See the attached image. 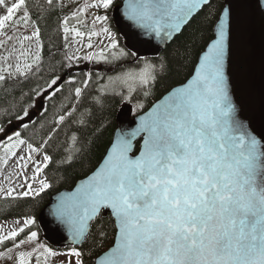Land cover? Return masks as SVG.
Here are the masks:
<instances>
[{"label": "snow or ice", "instance_id": "snow-or-ice-1", "mask_svg": "<svg viewBox=\"0 0 264 264\" xmlns=\"http://www.w3.org/2000/svg\"><path fill=\"white\" fill-rule=\"evenodd\" d=\"M114 3L115 0L86 3L73 18L78 19L87 8H102L108 13ZM47 4L53 5V0H47ZM243 7L242 3L229 0L227 6L215 12L211 42L193 78L141 117L135 129L122 132L104 164L82 181L74 193L61 197L52 209L51 214L66 227L74 244L87 240L91 235L90 222L97 220L102 209H111L116 241L99 264H264V142L239 118L240 109L233 100L229 77L231 51L241 30ZM0 8L6 11L0 17V36L19 45L0 40V49L7 53L0 56V91L11 97L6 101L9 108L4 114L9 123L13 117L18 122L11 132L0 123V134L8 141L0 143V164L7 166L12 158L19 161L20 173L29 167V161L32 168L31 175L23 177L24 191L14 196L15 188L5 191L0 187V193L6 197L34 198L52 187L45 172L54 163L48 147L62 128H51L46 138L35 143L20 129H28L29 108L35 107V98L56 96L64 81L55 74V65L45 70L38 26H34L31 35H9L4 31L10 21L18 29L29 26L31 16L26 0H16L11 5L0 0ZM21 8L25 9L19 17L23 23L14 19ZM203 8L211 16L213 0H128L125 17L145 34L167 40ZM108 20L107 14L96 15L93 30L87 33L91 41L102 32L109 41L108 51L101 48L83 57L65 52L61 68L69 70L71 76L75 62L81 59L112 64L135 56L137 67L109 76V84L100 88L107 90L110 85H119L111 90L122 97L124 88L129 98L134 92L149 95L158 77L166 71V64L162 58L154 63L121 47L116 33L107 26ZM96 24L100 25V32L94 30ZM63 33L66 48L69 33L81 40L86 35L70 28L68 18L63 20ZM33 38L37 42L35 53L24 43ZM93 47V43H87L88 49ZM49 72L52 74L48 75ZM91 80L92 73H88L80 80V86L74 87L76 104L83 106ZM68 82L75 84L76 76ZM29 83L34 86L23 92V86ZM17 89L21 92L19 100L28 97L30 103L27 108L12 112L18 103L13 95ZM93 100L101 103L99 96ZM61 112L53 123L63 128L71 124L87 126L92 116L90 109L81 112L79 107L64 104ZM138 136L143 138L142 149L139 155L130 156L133 140ZM60 147L65 154L55 163L71 166L82 153L83 142L75 134H66ZM20 152L24 154L18 155ZM34 227H39L37 220L28 217L18 230L0 235V245L14 242L13 247L0 252V259L13 264H48L49 257L57 256L51 246L40 240ZM21 233L25 237L17 242ZM99 235H103L102 230ZM14 249L20 250L17 253ZM61 255L75 258V264H84L83 253L75 247Z\"/></svg>", "mask_w": 264, "mask_h": 264}, {"label": "trees", "instance_id": "trees-1", "mask_svg": "<svg viewBox=\"0 0 264 264\" xmlns=\"http://www.w3.org/2000/svg\"><path fill=\"white\" fill-rule=\"evenodd\" d=\"M81 1L53 0V5H48L47 0H26V6L31 16L29 27L34 29V26H38L41 29V42L43 44L41 54L45 61L46 72L52 65H55V74L59 75L61 79L68 75V79L64 80L63 78L62 91L58 92L56 96L50 99L45 97L35 98V107L29 108L32 118L28 121V129H20L26 138L31 139L35 143L40 141L42 137L46 138L51 128H62V130H58L55 133L56 138L49 142L48 147V152L53 156L54 163L50 164L49 168L45 169V172L52 183V187L34 198H0V221L24 220L28 217H34L39 226L38 229L34 227V230H38L41 241H44V234L39 225V216L48 205L51 197L63 190L72 189L79 180L95 171L112 143L117 128V118L124 106H132L133 114L140 115L148 111L156 101L160 100L171 89L185 83L193 75L200 55L211 42L209 38L212 36L215 12L224 7V0H213L214 9L211 16L208 14V9L205 8L158 58H147L154 63H159L162 58L166 64V71L158 77L149 95L145 96L143 92H134L129 98L126 88L123 89V97L113 91L108 92L100 88L101 85H108L107 78L109 76H116L121 71L137 67V57L130 56L112 64L93 62L90 69L92 80L89 82L88 89L85 90L83 106H80L75 103L73 90L74 87L80 86V80L86 75L85 71L80 70L78 66L83 61L75 62V66L71 70V76L69 75V70L61 68L60 61L72 44V39L69 36L68 47H65L63 33V20L65 18L69 19V26L75 21L81 22L77 29L80 31L82 29L86 34L93 30L90 24L84 26V22L80 18L81 14L78 19L73 18L74 12L78 8L83 7ZM88 1L89 3L95 2V0ZM119 4L120 1L115 0L113 8L107 13L109 15L107 23L111 30L116 33L120 46L128 49L124 39L116 31L112 20V11ZM73 7H75V11ZM94 30L98 32L96 27ZM15 32L20 34L21 31L17 30ZM96 38H99V36L91 39L94 47L97 45ZM5 43L16 42L5 40ZM105 50L108 49L105 48ZM6 54L3 49H0V56ZM51 74L50 72L48 73V75ZM48 75H46L45 79L48 78ZM73 76H76L75 84L68 82ZM98 77L103 79H98ZM40 83L43 84L44 81H40ZM31 86H34V84H25L23 92H28ZM13 95L18 98V103L12 109V112L19 111L21 107H28L30 100L28 97L19 100L21 96L19 89ZM96 96L101 98V103H95L93 97ZM8 100H11V97L5 96L0 91V123H3L6 130L11 132L18 127V122L13 117L9 123V117L4 114V110L9 108L6 103ZM61 104L69 107H79L81 112L85 111V109H90L92 116L87 126L71 124L69 127L63 128L55 125L53 123L54 119H58L59 114H62ZM41 105H43V108ZM66 134L68 136L75 134L83 142V151L71 166H61L55 163L56 160L65 154L60 145L66 139ZM2 138L3 135L0 134V139ZM101 230L103 231L102 236L99 235ZM115 238L114 219L111 216L105 217L101 215L92 224L91 235H89L85 244L77 249L83 253L84 264H95L96 260L113 246Z\"/></svg>", "mask_w": 264, "mask_h": 264}, {"label": "water", "instance_id": "water-1", "mask_svg": "<svg viewBox=\"0 0 264 264\" xmlns=\"http://www.w3.org/2000/svg\"><path fill=\"white\" fill-rule=\"evenodd\" d=\"M228 2L229 0H224V6H227ZM231 2L233 4L242 3L244 5V7L240 9L242 13V25L236 44L231 51L229 68L233 100L240 109L239 118L241 121L252 132V134L256 135L262 140V142H264V0H231ZM120 3L121 4L113 11L112 18L115 28L123 37L126 47L130 51L136 52L138 57L145 58H158L167 47L183 33L193 19L205 9L203 8L200 12L195 14L190 22L182 27L181 31L174 33L172 37L165 40L150 34H145L141 29L135 27L132 21L125 17L128 0H120ZM257 4H259L260 7H256ZM206 50L207 48L205 51ZM204 52L198 59L193 75L185 83L171 89L160 100L156 101L148 111L134 116L132 106L127 105L123 107L117 118V128L112 143L95 171L104 164L113 144L122 132L135 129L139 124L141 117L151 112L155 105L164 102L165 98L168 97L173 90L187 84L193 78L199 67L200 58L203 56ZM142 146L143 138L141 136L136 137L133 140V150L130 153V156L139 155ZM91 175L92 173L79 180L72 189H66L53 195L48 205L41 212L39 216V225L44 234V240L52 248H79L87 241L74 244L66 227L56 220L51 214V211L61 197L70 196L75 192L81 182L87 180ZM101 215H104L105 217L111 216L115 221V217L111 214V209H102ZM95 221L90 223L93 224ZM108 251L103 253L96 260L95 264H99L101 258H103Z\"/></svg>", "mask_w": 264, "mask_h": 264}, {"label": "rangeland", "instance_id": "rangeland-1", "mask_svg": "<svg viewBox=\"0 0 264 264\" xmlns=\"http://www.w3.org/2000/svg\"><path fill=\"white\" fill-rule=\"evenodd\" d=\"M7 2L9 5H11L12 3L16 2V0H7ZM86 3H89V1L88 0H82V6H84ZM73 9L75 11V7H73ZM24 10H25L24 8H21L20 10H18L17 13L14 14V19L16 21L23 23L22 21L19 20V17L23 14ZM87 12H95V15L107 14L104 12V10L102 8L101 9L87 8L84 12L81 13V17H80L82 19V22H84V26H86L87 24L91 25V23L87 17ZM5 14H6V11L3 8H0V17H2ZM79 24H81V22L75 21L69 27L70 28H73V27L78 28ZM107 26H109L108 23H107ZM96 28L99 31L100 25L97 24ZM17 30L21 31L19 34L21 36L28 35L27 30H30V33H32L34 31V29H31L29 26L27 28H24V29L15 28V25L11 21L8 22V25L4 29V31L7 32L9 35H12ZM81 31H83V30L81 29ZM69 36L72 39V44H71L69 50L67 51V53L69 55H72L73 53H75V55L83 57L87 53L95 51V48H92V49L87 48V43H89V42L92 43V41H89L87 34L85 35V37L82 40H81V38L75 37L74 33H69ZM0 40H5V38L0 36ZM77 40H79L80 43H76ZM24 43H25V47L26 48L30 47L31 51L33 53H35L37 51V42L35 41L34 38L32 41H26ZM96 43H97L96 49H101V48L105 49V48H107L109 41L104 36V34L100 32L99 38H96ZM16 45L19 46L18 42H16ZM77 48L80 49L78 52L76 51ZM105 51H108V50H105ZM81 60L83 62L80 65H78V64L77 65L80 67L79 69H82L83 71H85L84 67H85L86 63H88V65H89V63H93V62H89L87 60H83V59H81ZM81 60H79V61H81ZM79 61H76V62L78 63ZM112 87L119 88V85H110L106 91H108V92L112 91L111 90ZM0 143H8V141L6 140V141L0 142ZM25 151H26V149H25ZM23 154H24L23 152L18 153V155H23ZM0 155H3V153L0 152ZM18 164H19V161L16 159H12V158L9 159V163L7 166L0 164V173H2V174H0V187H3L5 189V191H7L10 188H15L14 196H15V194H18V193L25 190L23 187V177L25 175L30 176L31 172H32L30 161H29V167L27 169H25L23 173H20V169L18 168ZM15 173H20V174L16 175ZM10 174H11V179H9ZM3 197H6L5 194L0 193V198H3ZM29 197H31V196H29ZM17 221H19V223H16ZM22 226H23V220L0 221V227L3 228V231H0V235H4L11 230H18L19 227H22ZM33 230H34V228H33ZM26 232H27V229H26ZM24 237H25V234L21 233L20 236H18L16 238L17 242H19L21 239H24ZM13 243H14L13 241H6L4 245H0V252H6L7 248L13 247ZM22 247L25 249H30L31 245H22ZM19 250L20 249H14V251L17 253L19 252ZM53 250L56 251L58 253V255L55 257H49L48 264H65V262L68 260H71L72 264H75V258L67 256V255H61V254L70 253L71 249L67 250V251H63L62 249H53ZM0 264H13V261H6L4 259H0Z\"/></svg>", "mask_w": 264, "mask_h": 264}]
</instances>
